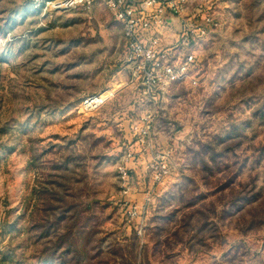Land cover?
Returning a JSON list of instances; mask_svg holds the SVG:
<instances>
[{
	"label": "clouds",
	"instance_id": "9594fccd",
	"mask_svg": "<svg viewBox=\"0 0 264 264\" xmlns=\"http://www.w3.org/2000/svg\"><path fill=\"white\" fill-rule=\"evenodd\" d=\"M0 264H264V0H0Z\"/></svg>",
	"mask_w": 264,
	"mask_h": 264
},
{
	"label": "rangeland",
	"instance_id": "374dc122",
	"mask_svg": "<svg viewBox=\"0 0 264 264\" xmlns=\"http://www.w3.org/2000/svg\"><path fill=\"white\" fill-rule=\"evenodd\" d=\"M66 23L67 22L65 21V24ZM57 25L60 27H63V25H60L58 22H57ZM68 26L72 27L74 25H68ZM50 31L55 33L56 27L55 26L52 27L50 29ZM100 39L102 40L103 37H101ZM47 41H52V43L49 44V43H47ZM63 43H64V40L62 37H59L56 35L48 36V37H46V45L47 46L43 49V51L46 53H50L53 60L62 59L63 55H67V53L63 52V48L60 47V44H63ZM51 62L52 61H45V65L41 66V70L48 71L49 75L55 74L51 70L46 68V65L51 63ZM33 76H39L40 77V81L36 86L39 91L43 92L45 86H48V87L52 86V82L50 80H48L47 76L41 75V71H37V72L33 73ZM47 98H48L47 95H45V99H47ZM43 115H44L43 113L40 114V119H43Z\"/></svg>",
	"mask_w": 264,
	"mask_h": 264
}]
</instances>
